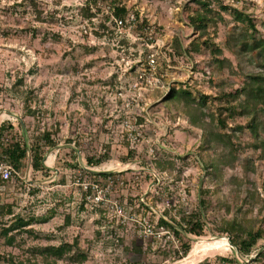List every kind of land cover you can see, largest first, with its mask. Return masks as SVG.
<instances>
[{
    "label": "rangeland",
    "instance_id": "1",
    "mask_svg": "<svg viewBox=\"0 0 264 264\" xmlns=\"http://www.w3.org/2000/svg\"><path fill=\"white\" fill-rule=\"evenodd\" d=\"M38 1L37 9L21 5L25 0H0L2 141L32 145L44 131L54 134V143L45 148L47 168L36 171L29 166L0 190V206L12 205L0 219V264L12 258L43 264L52 256L40 250L64 243L74 248L60 257L59 264H264V130L258 138L248 127V117L230 119L224 129L215 123L223 105L219 97L241 88L249 73H264L257 53L241 59L226 46L228 37L243 29L235 14L220 10L218 25H210L202 36L189 21L201 7L193 0H113L156 25L166 46L176 39L183 47L211 39V47L223 48L220 58L230 63L216 68L213 83L206 48L193 57L173 55L171 65L162 60L161 70L172 88L187 85L196 98L208 95L204 111L215 113L216 119L207 116L205 122L214 121L209 128L226 133L232 145L202 144L205 130L193 126L181 110L184 101L172 100L168 107L163 93L155 90L145 93L152 100L148 106L135 108L139 114L130 124L141 133V141L132 149L125 122L130 109L117 98L121 78L115 61L117 39L128 45L131 38L124 34L120 38L112 23L107 22L112 32L99 24L102 5L111 0ZM243 1L225 3L242 8ZM257 1L248 5V11L264 19V0ZM85 2H91L95 11L82 9ZM40 11L44 21L38 18ZM92 16L99 20L95 25ZM89 24L86 34L83 26ZM238 125L244 128L233 130ZM127 149L131 153L124 160ZM103 154L108 159L101 164L89 162ZM159 161L165 169L158 167ZM206 161L219 164L208 167ZM89 169L122 171L125 184L118 185L110 199L124 208L123 216L109 202H87L89 192L82 183L89 181ZM182 211L187 218L196 213L205 223L203 236L179 227L184 225ZM163 218L172 221L181 235L161 224ZM17 219L26 225L20 226ZM145 221L163 232L146 237ZM235 221L238 227L232 228ZM14 224L19 226L6 235ZM248 230L261 231L262 236L246 252L242 243ZM12 236L15 239L9 242ZM234 237L240 245L233 243ZM218 240L226 247H205ZM186 243L190 249L179 258ZM75 251L85 255L82 263L71 262Z\"/></svg>",
    "mask_w": 264,
    "mask_h": 264
},
{
    "label": "trees",
    "instance_id": "2",
    "mask_svg": "<svg viewBox=\"0 0 264 264\" xmlns=\"http://www.w3.org/2000/svg\"><path fill=\"white\" fill-rule=\"evenodd\" d=\"M198 3L201 7L200 9L194 11L192 15H189V21L194 26L196 30L199 31L200 35H205L208 33V27L210 25H218V20H220L223 16L221 15L220 10L231 11L235 14V19L242 23L243 29L240 33H232L227 41L226 46L228 49L233 51L239 58L243 59L245 56H252L251 53H257L258 57L263 60L264 66V19L256 17L255 14L248 11V5L253 3V1L245 0L243 3L245 4L242 8L236 7L231 4H226L225 0H193ZM246 2V3H245ZM25 7L31 6V8H40V1L38 0H25V2H21V5ZM110 6L114 8L113 12L119 17H125L128 11V7L125 3H118V1L111 0ZM217 6L218 8L216 9ZM89 11V9H87ZM39 20H43L46 18L42 15V12H38ZM111 18L110 14L103 13V20H101L102 27H107L109 25V19ZM108 22V25H107ZM145 24H148L145 21ZM142 27V26H141ZM237 29V27H236ZM111 32L113 29H110ZM173 46V55L174 56H189L193 57L198 53H202L204 51L202 48H206L210 50V54H214L212 59L209 57L210 54L205 58L206 68L211 67L212 71L210 73V83H213V76L215 73L216 68H221L223 65H229V59L227 58H220L223 54V48H214L211 47L212 42L211 39H207L203 41V44L200 41L194 40L192 41L187 47H183L176 39L175 43L172 44ZM213 60V61H212ZM221 101L223 102L221 107H219V113L217 122H215L220 128H225L228 126V121L230 119H236V117H248L249 123L248 127L251 128L252 132L256 134L258 138H260L259 131L261 129L264 130V117L262 118V114L264 113V73L257 72V73H249L245 83L241 88H238L235 92H225L221 95ZM208 95L201 93L199 98H196L190 87L187 85L173 87L169 93L164 98V103L168 107H170V101H179L183 100L184 104L181 110L189 116L193 126L201 127L205 130L203 133V142L204 145H210L213 147L217 142L224 141L227 146L232 145L230 140H227L226 133L217 132L214 128H209L210 126H214V121L216 119V114L208 113L204 111V108L207 106L208 102ZM185 109V110H184ZM212 116L214 121L210 122L211 124H207L206 117ZM244 126H237L233 128V130L243 129ZM5 130V126L2 125L0 127V160L7 161L11 163L16 170L25 171L29 166L36 171L42 170L47 168L44 160V153L45 148L47 146H51L54 143V134L46 130L44 131L32 145H28L27 142H20L16 141L14 143H3V131ZM219 130V129H218ZM264 146V143H263ZM131 152L124 151V155L122 159H127V156ZM133 155V154H132ZM129 157V156H128ZM93 157H90V161L93 164L99 165L105 160L108 159L107 154H103L93 161ZM207 162V161H206ZM219 163H214L213 161L207 162L208 167L217 168ZM157 165L161 169H165L166 165L162 161L157 162ZM101 175L105 176V172H100ZM114 177L119 176V174L111 173ZM3 183H10L9 181L0 180V190L5 189V185ZM12 211V205L6 204L0 206V219H2L5 213H9ZM191 216L187 218L186 211H182V220L184 221V225H179V227L187 232L194 234L196 236H203L205 230V223L196 215V213H191ZM46 219V217L44 218ZM20 226L26 225L21 220H18ZM161 224L165 225L171 230H174L175 233L181 235V232L178 227L172 221H166L164 218L161 219ZM19 226L14 224L13 227H9L5 230V234L8 235L9 232ZM232 228H237L236 221L232 223ZM18 228V227H17ZM224 231V230H222ZM246 238L242 246L245 248V251H251V247L257 242V240L262 236L261 231H253L248 230L246 231ZM15 239L14 236L10 237L9 242H13ZM233 243L238 242L236 241L235 237L233 238ZM241 247V246H240ZM73 246L69 243H64L60 246L56 245H47L40 250V253L45 254L47 256H52V259H47L43 264H59L60 257L63 256L73 250ZM184 248V255L180 256L179 258L185 257L187 252L190 249L189 244L182 245V249ZM86 259L85 255L82 251H75L73 255H71V262H79L82 263ZM8 264H27L23 261H15V259L9 260ZM37 264V263H35ZM133 264V263H132ZM139 264V263H135Z\"/></svg>",
    "mask_w": 264,
    "mask_h": 264
},
{
    "label": "built area",
    "instance_id": "3",
    "mask_svg": "<svg viewBox=\"0 0 264 264\" xmlns=\"http://www.w3.org/2000/svg\"><path fill=\"white\" fill-rule=\"evenodd\" d=\"M252 1L256 2L257 0ZM98 4L99 5H96L97 7L100 6V2ZM85 8H90L95 11L96 7L91 4V2H85L82 9ZM102 8L103 13L110 14L111 18L109 19V24L112 23L111 25H114V27L119 30V37L122 38V34H124L126 38H131L128 45L127 43L121 45L124 41L121 43V39H117L115 45L119 52L116 55L115 61L121 78L117 98L123 99L125 108L130 109L125 116V122L128 126L126 132L131 144L130 147L134 149L141 141V133L138 129L133 128V126L131 127L130 124L134 120L136 121L137 115L139 114L137 110L135 111V108L139 106L144 108L152 102L150 98L145 97L146 92L158 90L166 96L172 89L171 83H166L165 79H163L161 69L162 60L163 63L171 65L174 51L172 45L168 44L166 46L165 39L157 31L158 27L151 24L149 21H147L148 24H145L146 19L142 14L138 13L136 9H130L128 7L126 16L119 17L114 14V8L112 6L107 5L104 7L102 5ZM90 19L92 20L91 24L95 25L99 22L97 16H92ZM83 28L86 34L89 33V30L91 31L90 24L88 26H83ZM104 29H107V27ZM106 31L110 32L109 29ZM112 40H114V37ZM128 75L129 79L124 80L123 77H128ZM146 116L148 117V115ZM153 153L155 154V151L152 149L150 154ZM154 154L153 156H155ZM88 172L91 174L89 181L82 183L84 189L89 192L87 202L93 203L94 205L109 202L110 205H113L116 211L123 216L125 212L124 208L117 200L113 201L110 199L113 193L118 189V185L125 184V179L121 174L122 171H103L106 173L105 176L101 175L100 171L97 170L89 169ZM111 173L119 174V176L114 177ZM18 174V171L11 163L0 160V180L12 182ZM142 226V232L146 237L150 235L156 236V234L160 235L159 233L163 232L157 230L149 221H145ZM160 227L164 230L163 225Z\"/></svg>",
    "mask_w": 264,
    "mask_h": 264
},
{
    "label": "bare ground",
    "instance_id": "4",
    "mask_svg": "<svg viewBox=\"0 0 264 264\" xmlns=\"http://www.w3.org/2000/svg\"><path fill=\"white\" fill-rule=\"evenodd\" d=\"M209 241V240H208ZM212 241V240H211ZM204 246V245H203ZM215 247V248H222V247H226V244H224V242L223 241H221V240H218V241H216V242H214V243H212V242H210L209 243V245L208 244H205V247L206 248H209V247ZM204 248V247H203ZM220 250V249H219Z\"/></svg>",
    "mask_w": 264,
    "mask_h": 264
}]
</instances>
